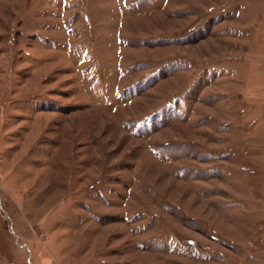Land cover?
Listing matches in <instances>:
<instances>
[{"label":"rangeland","instance_id":"obj_1","mask_svg":"<svg viewBox=\"0 0 264 264\" xmlns=\"http://www.w3.org/2000/svg\"><path fill=\"white\" fill-rule=\"evenodd\" d=\"M0 264H264V0H0Z\"/></svg>","mask_w":264,"mask_h":264}]
</instances>
